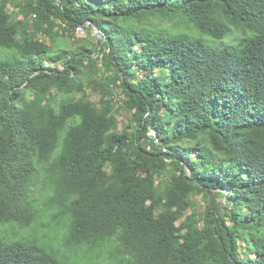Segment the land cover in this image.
<instances>
[{"label":"trees","instance_id":"trees-1","mask_svg":"<svg viewBox=\"0 0 264 264\" xmlns=\"http://www.w3.org/2000/svg\"><path fill=\"white\" fill-rule=\"evenodd\" d=\"M46 213L109 264H264V0H0V225Z\"/></svg>","mask_w":264,"mask_h":264},{"label":"rangeland","instance_id":"rangeland-1","mask_svg":"<svg viewBox=\"0 0 264 264\" xmlns=\"http://www.w3.org/2000/svg\"><path fill=\"white\" fill-rule=\"evenodd\" d=\"M22 18V17H20ZM154 24L162 27H174L177 29H185L187 25L184 20H166L161 21L160 19L153 20ZM94 41L95 43L99 42V36L97 35L96 30L92 31L88 34L85 30L84 33L80 36L75 34V40L88 39ZM238 37V36H237ZM232 36V38H237ZM203 41L207 45L217 46L219 45V41L215 39L204 36ZM40 39L51 43L50 39L44 35H40ZM49 65V63H47ZM94 78L98 81L102 79V75H94ZM115 113L118 116V120L120 121V130L125 128L129 124L130 114L123 108V100L126 97L123 95L120 89H115ZM89 93L93 99V101H99V94L97 92H92L91 89ZM226 193L227 190H224ZM45 194H37L36 198H38L40 203V208L43 206ZM193 201L195 202L194 210L197 212H203L207 207V203L205 201V197L203 195H197L193 197ZM55 211L54 214H56ZM192 213V211H191ZM53 217L49 214H43L40 219H37L32 222L29 228H24L19 226L16 223H7L4 225H0V242H4L6 244H13L16 242H34L40 247H43L48 253L57 254V258L63 264H109V258L106 257V252L103 253L101 249L95 250L93 255L92 252L87 251L84 248L81 249H72L66 244V231L63 227H58L52 219ZM62 223V222H61ZM117 246V243H114V247ZM103 253V254H102ZM62 258L68 260L69 262H65Z\"/></svg>","mask_w":264,"mask_h":264},{"label":"bare ground","instance_id":"bare-ground-1","mask_svg":"<svg viewBox=\"0 0 264 264\" xmlns=\"http://www.w3.org/2000/svg\"><path fill=\"white\" fill-rule=\"evenodd\" d=\"M84 31H85V29H84L83 27H79V28L77 29V34L81 36V35L84 33ZM149 136H150L151 138H156V133H155V131H154V130H150V131H149Z\"/></svg>","mask_w":264,"mask_h":264},{"label":"built area","instance_id":"built-area-1","mask_svg":"<svg viewBox=\"0 0 264 264\" xmlns=\"http://www.w3.org/2000/svg\"><path fill=\"white\" fill-rule=\"evenodd\" d=\"M148 135H149V133H148Z\"/></svg>","mask_w":264,"mask_h":264}]
</instances>
